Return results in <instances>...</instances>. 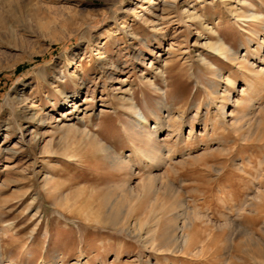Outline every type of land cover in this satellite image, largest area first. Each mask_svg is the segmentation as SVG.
Listing matches in <instances>:
<instances>
[{
    "label": "rangeland",
    "instance_id": "1",
    "mask_svg": "<svg viewBox=\"0 0 264 264\" xmlns=\"http://www.w3.org/2000/svg\"><path fill=\"white\" fill-rule=\"evenodd\" d=\"M261 42L264 0H0V264H264Z\"/></svg>",
    "mask_w": 264,
    "mask_h": 264
},
{
    "label": "bare ground",
    "instance_id": "2",
    "mask_svg": "<svg viewBox=\"0 0 264 264\" xmlns=\"http://www.w3.org/2000/svg\"><path fill=\"white\" fill-rule=\"evenodd\" d=\"M248 42H250V40L248 39ZM262 43H264V42H261L260 44H258L257 45V47L259 48H261V45H262ZM207 46V45H206ZM225 46V45H224ZM221 48H222V44L220 43V42H214V49H215V51H220L221 50ZM226 48V47H225ZM225 48H222V50L223 49H225ZM229 51V54H228V56H229V58L231 59V60H238L239 62L242 60V59H246L247 58V55L249 54V51L248 50H245V53L243 54V55H239L238 53H237V51L235 52V51H232V50H228ZM216 52V53H217ZM222 52V51H221ZM226 52V51H225ZM219 53V52H218ZM217 53V54H218ZM199 54V53H198ZM215 54V53H214ZM220 55H222L221 53H219ZM226 55V54H225ZM201 56V55H200ZM223 56V55H222ZM202 57V56H201ZM200 57V58H201ZM202 59V58H201ZM203 61V60H202ZM205 61H206V59H205ZM264 61V60H263ZM206 62H204V64H205ZM249 64H251V65H254V61H252V62H249ZM240 65V64H239ZM261 69V68H260ZM264 70V69H263ZM262 71V70H261ZM263 73H264V71H263ZM34 76H37V75H39L38 74V72H34ZM253 74V73H252ZM255 74V73H254ZM41 75V74H40ZM221 78V77H220ZM224 79V78H223ZM226 80V85H228L229 83H230V78H226L225 79ZM224 81V80H223ZM218 92V91H217ZM23 95H20V97L18 98L19 100L21 99V97H22ZM71 96H73V98H71V100H75L76 98H77V95L76 94H73V95H71ZM23 98V97H22ZM68 98V97H67ZM24 100H25V98H24ZM15 101V100H14ZM74 102V101H73ZM73 106L75 107V103H73ZM206 106L209 108L211 105H210V103L209 104H206ZM224 108H225V106H224V103H220L219 104V106L217 107V110L219 111V112H221L222 113V118H218V117H215V121L216 120H219L220 119V121H219V124H220V126H226V124H229L230 123V125L231 124H233V126L235 125L234 124V120H235V114H233L234 112L233 111H231V113H230V115L228 116V119H224V118H226V116H225V112H224ZM233 112V113H232ZM136 115H137V128L139 127V128H142V127H145L146 125V130L145 131H143L142 130V132H146V136H147V139L149 140V137H150V135L151 134H153L154 133V130L156 131V133H157V131H158V133L162 130V129H160L161 127H162V125H163V122H162V120H161V118L160 117H158V116H156V122H154V125L153 126H150V125H148V120H147V118L144 116V114L142 113V112H139V110H138V112H136ZM158 115V114H157ZM236 118H238V117H236ZM177 119V118H176ZM41 121V120H40ZM178 121V120H177ZM58 122L60 123V121L58 120ZM237 123V122H236ZM232 127V126H231ZM168 128V127H167ZM213 128V127H212ZM66 129V128H65ZM173 130H169V133L167 134V136L168 137H170V136H172V135H175L176 137V140H177V138L180 136L179 135V131H177V132H175V134H173V132H172ZM190 132L191 131H189V135H190ZM145 136V135H144ZM145 136V137H146ZM31 139L32 140H34V141H37L38 140V137L36 136V133L34 134H32L31 135ZM179 140V139H178ZM39 141V140H38ZM168 151V154L170 153V155L169 156H173V153H172V149H167ZM147 159L146 160H148V159H150V160H152V159H154L155 161L156 160H161L163 157H165V154L164 153H162V150L161 149H154L153 150V148H152V150L151 151H148L147 153ZM145 154V155H146ZM167 154V155H168ZM165 159V158H164ZM164 159H162V161H165ZM149 160V161H150ZM153 160V161H154ZM162 163V162H161ZM147 186V185H146ZM145 186V187H146ZM148 187V186H147ZM149 187H151V186H149ZM180 206V205H179ZM167 231V230H166ZM181 232V231H180ZM162 234V233H161ZM164 235V237H167V236H165V234H163ZM176 235V236H175ZM175 237H174V240H177V239H179V240H181V245L182 246H184V245H186L187 244V242H188V236H187V234H184V233H181L180 234V236H178L176 233H175ZM166 239V238H165ZM179 242V241H178ZM153 244V243H152ZM150 247V246H149ZM155 250V249H154ZM9 262H10V264H11V261L9 260ZM263 263H264V261H263Z\"/></svg>",
    "mask_w": 264,
    "mask_h": 264
}]
</instances>
